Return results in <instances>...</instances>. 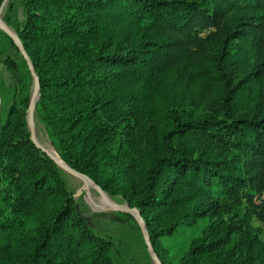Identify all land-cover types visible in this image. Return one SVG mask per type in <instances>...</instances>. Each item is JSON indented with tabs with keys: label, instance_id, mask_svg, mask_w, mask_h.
Here are the masks:
<instances>
[{
	"label": "trees",
	"instance_id": "trees-1",
	"mask_svg": "<svg viewBox=\"0 0 264 264\" xmlns=\"http://www.w3.org/2000/svg\"><path fill=\"white\" fill-rule=\"evenodd\" d=\"M247 9L233 32L262 59L234 82L233 53L215 47ZM24 15L14 26L39 76L36 107L52 144L139 208L162 264L163 237L211 208L246 204L264 222V0H24ZM6 67L18 63L9 57ZM188 83L216 111L188 113ZM30 93L21 72L0 121V264H114L113 242L90 228L31 138ZM234 232L230 222L209 225L179 264H264V243L231 242Z\"/></svg>",
	"mask_w": 264,
	"mask_h": 264
},
{
	"label": "rangeland",
	"instance_id": "rangeland-1",
	"mask_svg": "<svg viewBox=\"0 0 264 264\" xmlns=\"http://www.w3.org/2000/svg\"><path fill=\"white\" fill-rule=\"evenodd\" d=\"M251 12V10L247 9L237 13L234 19L230 20V28L227 27L228 33L235 35L233 28H239L240 26L237 23L242 25ZM24 18V0H5L2 19L12 29L14 34H18L14 21L17 19L23 20ZM241 33L244 32L241 30ZM220 42L215 47L219 55L224 49H228V54L233 53L232 58L234 60L228 66V69L232 71L230 75L234 79L233 81H246L248 78L246 73L255 70L262 59L261 50L254 46L251 53L248 50V40H244L241 37V40L238 41L236 35L232 36L227 43L225 41ZM9 57L15 59L18 63L17 68L8 69L6 67V59ZM27 64L24 53L14 40V37L0 26V121L6 118L8 110L15 99V87L21 72L25 73L30 83L31 98L35 86V77L32 74L31 78L28 74ZM186 87L184 109L188 113L203 114L210 110L216 111L214 104L205 97L204 91L194 87L192 83L186 84ZM28 114L29 107L26 111L27 122ZM35 128L38 141L43 145L50 144L55 148L49 138L45 124L39 116L37 107H35ZM55 150L58 153L56 148ZM55 164L76 200L79 212L90 228L96 234L104 236L113 242L112 257L114 264H157L149 249L147 236L142 231L135 213L115 210L105 205L106 198L95 185L92 187L86 186L81 177L62 167L57 161H55ZM107 193L113 204L118 206L129 205L121 194ZM262 197H257V203L261 202ZM247 209L248 206L246 204L233 209L211 208L205 216L179 226L173 235L164 236L163 242L168 253V264H179L190 246L205 234L209 225L215 223L224 225L228 222L232 223L233 227H235V232L231 242L244 241L247 237L256 236L264 243V222L257 217L255 212L248 214ZM216 255L223 257V250L218 251Z\"/></svg>",
	"mask_w": 264,
	"mask_h": 264
},
{
	"label": "water",
	"instance_id": "water-1",
	"mask_svg": "<svg viewBox=\"0 0 264 264\" xmlns=\"http://www.w3.org/2000/svg\"><path fill=\"white\" fill-rule=\"evenodd\" d=\"M4 6H5V0L0 5V26H2L7 31V33H9L10 35H12L14 37V40L16 41V43L19 45L20 49L24 53L25 59L27 60L29 66H30L31 72H32L33 76L35 77V86H34V90H33L32 95H31L30 104H29L30 105L29 106V114H28V125H29V129L31 131V138L33 139V141L36 143V145L38 147H40L43 151L48 153L55 161H57V163L59 165H61L62 167H65L66 169H68L69 171L75 173L76 175H78L81 178L85 177L87 179H90L92 181L93 185H95L104 194L105 198L108 200L109 199V195H108L107 191L104 190L97 182H95V180H93L89 175H87L85 173H82L79 170H77V169L73 168L72 166H70L62 157L59 156L60 158H58V157L54 156L50 152V150L47 147H45L41 142H39L38 139L36 138L35 107H36L37 100H38V98L40 96L39 76H38V74L35 71V68H34L33 63L31 61V58H30L29 54L27 53V51H26V49H25V47H24L19 35L18 34H14L12 29L8 25H6L4 23V21L2 19V11L4 9ZM109 206L112 209H115V210L127 211V212H132V213L136 214V217H137V220L139 222V225H140L142 231L147 236L148 246H149V249H150L151 253L154 256V259H155L156 263L157 264H162L161 259L159 258L158 254L156 253V251L154 249L153 244L150 241L149 233H148V230H147V225H146V222H145L144 218L142 217V214H141L139 208L137 206H130V205L118 206V205H115L113 203H110Z\"/></svg>",
	"mask_w": 264,
	"mask_h": 264
},
{
	"label": "bare ground",
	"instance_id": "bare-ground-1",
	"mask_svg": "<svg viewBox=\"0 0 264 264\" xmlns=\"http://www.w3.org/2000/svg\"><path fill=\"white\" fill-rule=\"evenodd\" d=\"M44 146L47 147L54 156L60 158L54 147H52L50 144L49 145L45 144ZM82 180L85 182L86 186H90V187L93 186V183L90 179H87L84 177V178H82ZM110 203H113V201L110 198L108 200L106 199L105 205L109 206Z\"/></svg>",
	"mask_w": 264,
	"mask_h": 264
}]
</instances>
